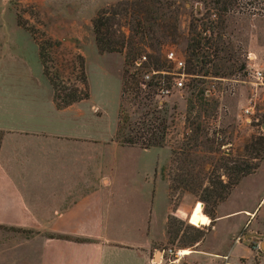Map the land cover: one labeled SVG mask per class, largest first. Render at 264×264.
Instances as JSON below:
<instances>
[{
	"label": "rangeland",
	"instance_id": "1",
	"mask_svg": "<svg viewBox=\"0 0 264 264\" xmlns=\"http://www.w3.org/2000/svg\"><path fill=\"white\" fill-rule=\"evenodd\" d=\"M121 1L125 0H0V48L2 50L5 47L6 60L9 62L7 65H12L13 69L14 65L10 63L16 61L17 71H21L19 75L24 81L40 76L35 39L40 41L45 48L46 66L58 89V95L73 89L82 90L81 80L84 75L85 87L88 92L89 85L92 102L102 104L104 120L108 122L116 109L121 63V87L114 139L118 142L131 139L136 143H145L153 137L158 141L161 128L164 127L165 149L149 154V158L154 160L153 165L156 162L155 166L159 169L168 157L167 163L160 169L161 176L166 181L169 176L171 149H177L192 135V126L185 120L186 117L192 121L195 116L199 117L195 120L203 130L199 141L203 140L205 132L207 138L220 144L218 151L221 155L230 152L233 160L251 163L243 146L251 137L264 134V103L261 101L264 90L251 99L252 102L249 101L252 85L245 73V65L248 64L245 55L252 54L264 73V15L247 14L239 10L240 7L233 6V12L215 16L211 7L205 6L204 0H161L163 5L157 12L161 18L159 23L168 31L174 25L175 34L162 40L158 47L148 49L141 44L138 47L140 54L161 58L168 72L162 71L161 78L156 80L162 88H146L141 100L133 102L122 96L125 72L127 69L131 70L133 63L125 66L123 55L119 53H97L90 23L96 11ZM207 9H210L209 13ZM171 12H175V21L167 19ZM120 29L127 32L126 20H120ZM204 37L209 39L211 46L207 47L203 43ZM190 39L199 42L198 48L193 50L195 57H189L186 50ZM167 51L173 52L175 57L183 61L182 69L176 70L171 62L164 60ZM85 63L88 85L84 72ZM178 74L183 75L182 86L172 87L173 79ZM165 85L167 94L163 97L162 105L157 108L156 93L165 89ZM53 101L54 104L59 103L54 95ZM253 103V115L249 120H244L243 108ZM189 107L192 109L187 111ZM213 131L214 134H211ZM194 154L198 159L209 155L204 154L201 148ZM205 161L202 172L208 169L211 162ZM226 172L223 169L217 170L219 174L226 175ZM263 188L264 161L254 175L236 187L228 200L219 207L215 226L204 244L209 251L220 254L231 247V258L226 263L219 255L210 256L205 258V264H238L237 252L240 250L239 264H264ZM181 201H184L183 209L186 210L201 203L191 194L180 190L169 195L172 209ZM201 206L204 214L203 204ZM175 210L170 214L175 221L167 223V242L162 247L170 249L171 255L166 253L163 258L170 259L174 252L182 250H188L189 254H180V259L173 264H188L190 259L204 258L206 254L197 252L201 249L208 225L198 227L185 223ZM237 210L253 211L248 223L240 229L241 221L249 214ZM228 213L231 214L224 215ZM195 230L205 234L202 239L193 243L191 238L197 234ZM15 234L27 236L29 232L16 233L12 230L5 233L6 236ZM237 242L242 244L237 247ZM243 245L249 249L248 254L243 252Z\"/></svg>",
	"mask_w": 264,
	"mask_h": 264
},
{
	"label": "crops",
	"instance_id": "2",
	"mask_svg": "<svg viewBox=\"0 0 264 264\" xmlns=\"http://www.w3.org/2000/svg\"><path fill=\"white\" fill-rule=\"evenodd\" d=\"M7 62L0 48V264H157L172 213L160 173L168 157L158 169L149 154L164 147L141 149L114 139L121 63L116 109L107 122L102 104L92 102L86 63L88 98L57 108L39 61L41 75L28 78L33 83L19 75L16 61L13 69ZM256 170L216 206L197 252L206 256L188 264L218 255L229 261L231 247L220 254L204 244L219 207ZM184 206L181 201L176 210ZM237 211L249 214L240 229L253 211ZM12 230L29 234L5 235Z\"/></svg>",
	"mask_w": 264,
	"mask_h": 264
},
{
	"label": "trees",
	"instance_id": "3",
	"mask_svg": "<svg viewBox=\"0 0 264 264\" xmlns=\"http://www.w3.org/2000/svg\"><path fill=\"white\" fill-rule=\"evenodd\" d=\"M203 2L205 6L211 7L215 16H219V13L226 14L233 12V6L240 7L239 10L247 14L264 15V0H204ZM164 4H166V2H164ZM161 5H163L161 0H125L96 11L90 23L97 53L122 54L123 64L125 66L133 63L141 56H145L146 60L141 68L148 69L147 71L168 72L161 58L140 54V48L138 47V45L141 44L148 49H152L153 47L155 48L161 45V41L165 38L174 36V25L170 26L171 30L168 31L164 25L159 23L161 18L157 12ZM166 8H168V6ZM207 12L209 13L210 9H207ZM170 14L167 15V19L175 21V12L172 16H170ZM121 19L126 20L127 32L121 31L120 29ZM31 35L33 36L34 34L31 32ZM190 41L191 42L186 46V50L188 51L189 57H195L193 50L198 48L199 42H193V39H190ZM35 43L42 74L52 86L55 100H59V103L55 105L57 107H65L74 102L87 99L88 92L85 87L84 75L81 80L83 86L82 90L73 89L68 93L58 95V89L46 66L47 62L44 55L45 48H43L41 42L36 39ZM203 43L207 45V47L211 46L209 39L205 37L203 38ZM48 48H50L49 45ZM164 60L167 61L166 59ZM160 76L161 74L159 73L157 78H161ZM54 77L56 79V75H54ZM154 86L159 85L154 84ZM166 87L165 85V88ZM191 109L192 107H189L187 111ZM201 111L204 110L202 109ZM197 119H199L198 116H195L193 121L189 120L188 117L185 118V120L189 122V125L192 126V135L187 141L181 143L177 149H171V158L168 168L169 176L166 182L168 197L173 191L180 190L183 193L191 194L203 204L204 214L209 218L210 222L205 231V233H207L213 224L216 206L227 197L231 189L242 177L253 173L257 169L260 161L264 159V134L251 137L243 146L244 151L250 156L249 160L251 163H248L246 160L235 161L230 152H228L227 155H221L218 151L220 144L218 145L213 139L207 138V133L204 132L202 135L203 140L199 141L198 138L201 136L203 130L200 129V124L195 121ZM211 134H214V131L211 132ZM163 136L164 127L161 128V135L158 141L151 137L145 141V143H136L131 139H127L119 142V144L123 146H138L141 149L163 147ZM214 144L216 147H214ZM199 148L203 149L204 154H209L208 156H204L205 159H198L199 157L194 154ZM205 160L211 162L208 165V169L202 172L206 164ZM228 164L232 165L229 166ZM218 169L227 171L226 175H224V173H217ZM221 177H223V179ZM176 207L177 206H174L172 209L171 206L172 211H174ZM190 208L188 210L182 208L176 210L179 217L186 222ZM170 220L175 221L173 217L171 218V215H168L166 232H168L167 223ZM178 223L181 224V222ZM195 231L197 234L191 238V242L193 243L202 239L205 234H202V232L198 230Z\"/></svg>",
	"mask_w": 264,
	"mask_h": 264
},
{
	"label": "built area",
	"instance_id": "4",
	"mask_svg": "<svg viewBox=\"0 0 264 264\" xmlns=\"http://www.w3.org/2000/svg\"><path fill=\"white\" fill-rule=\"evenodd\" d=\"M165 59L168 62H171L176 70L183 68V61L179 58L175 57L173 52L167 51L165 53ZM245 59L248 62V64L245 65V73L246 77L250 79L251 81V87L252 91L250 93V100L254 99L256 95L264 90V73L261 67H259L255 61V57L247 53L245 55ZM145 56H141L139 59H136L133 64L130 66L131 70L125 72V83L122 88V96L125 98H128V101H139L141 100L143 94L147 89H150L151 86H154V84H157V75L162 72H154V71H145L144 68H141L142 64L145 63ZM182 76L179 75L176 76L173 79L172 87H181L182 86ZM154 77V78H153ZM152 80H155L152 82ZM151 84V85H148ZM159 85V84H158ZM162 88L161 86H154ZM208 92V91H207ZM167 94V90L160 89L158 93H156L157 100H156V106L159 108L162 105L163 97ZM261 101L264 103V91L262 92ZM252 102V101H251ZM254 107V103L243 108L242 115L244 120H249L250 117L253 115L252 109ZM185 221V220H184ZM186 223V221H185ZM159 253L161 255L160 260L157 262V264H173L174 262H177L180 258L178 256V251L174 252L172 257L170 259H164L163 255L168 253L171 255L170 249H161L159 250Z\"/></svg>",
	"mask_w": 264,
	"mask_h": 264
},
{
	"label": "bare ground",
	"instance_id": "5",
	"mask_svg": "<svg viewBox=\"0 0 264 264\" xmlns=\"http://www.w3.org/2000/svg\"><path fill=\"white\" fill-rule=\"evenodd\" d=\"M187 222L190 224H193L195 226H206L208 225L209 222V218L206 217L203 213H202V206L200 203L194 204L193 207L191 208L189 215L187 217ZM180 252V253H179ZM178 254L180 255H186L189 254L188 250H182V251H178Z\"/></svg>",
	"mask_w": 264,
	"mask_h": 264
},
{
	"label": "water",
	"instance_id": "6",
	"mask_svg": "<svg viewBox=\"0 0 264 264\" xmlns=\"http://www.w3.org/2000/svg\"><path fill=\"white\" fill-rule=\"evenodd\" d=\"M263 130H264V127H263ZM201 204V203H200ZM202 205V204H201Z\"/></svg>",
	"mask_w": 264,
	"mask_h": 264
}]
</instances>
